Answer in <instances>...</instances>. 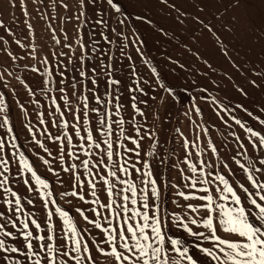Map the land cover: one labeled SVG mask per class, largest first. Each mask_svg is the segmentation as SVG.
<instances>
[{
    "label": "snow or ice",
    "instance_id": "1",
    "mask_svg": "<svg viewBox=\"0 0 264 264\" xmlns=\"http://www.w3.org/2000/svg\"><path fill=\"white\" fill-rule=\"evenodd\" d=\"M190 3L196 9L195 13L189 12L177 4L176 0H75L74 18L77 21L85 18L82 23H93L94 28L100 30V38L109 46V49L101 51L98 57L101 72L98 74L94 67L91 69L92 75L89 76L88 71L84 70V63L90 55L98 50L95 47L99 43L95 39V32L90 39V43L93 45L90 52L86 45H80V56L77 57L79 77L90 81L93 85L90 90L91 99L96 106L89 107V96L85 93L81 92L79 96L76 95V85L79 81L75 76L72 77L71 82L72 95L76 96V99L82 103L75 108L71 105L67 106V111L71 113L76 122L72 129L75 135L79 137L80 141L91 142V146L103 152V155L97 156L95 166L109 169L106 175H101L99 172L95 173L107 186L108 202L101 204L100 207L107 211L104 219L107 220L108 226H103L95 219L96 216L103 215L99 209H92L94 215L90 219L89 215L84 214L82 208H76V213L82 220L99 231L98 240L85 239V235L91 236L92 233L87 229L82 231L69 212L59 205L55 207V213L62 218L59 235L56 232V224L51 222L53 211L50 209L47 211L44 228L30 216L18 222L13 217L18 216L23 210L21 197L11 187L6 186L9 184V177L5 175L10 171L9 161L6 158H0V165L3 166V171H0V177H2L0 190L3 193H10L11 196V198L2 200V204L6 207L0 209V218L6 220V223H0V235L4 237L0 239V264H69V261H72L73 264H264V182L258 179V175L264 176V60L245 58L243 63H238L239 49L233 44L232 39H225V37H235V32L223 20V17L229 11L234 12L239 9L241 0H228L227 3L224 0H199V2L190 0ZM61 5L65 9L69 8V4L64 3V0H61ZM153 5L160 8L161 11L167 9L166 17L184 27L186 30L184 38H181L172 29H166L163 24L153 18ZM210 7L214 10L205 14V9ZM89 13H91V17H94V20L89 18ZM229 20L233 23L238 22L235 15L229 17ZM188 21H191L192 24L190 31L187 30ZM0 26H3L2 21H0ZM142 26H147L160 43H174L176 48H180L184 53L192 56L195 62L202 63L203 71L198 69L196 74L209 80L216 90L224 91L225 89H221L220 85L212 80L213 75H219L232 85L235 92L239 94L240 100L236 104H231L212 97V103L215 105L213 110L227 127L231 128L232 124H229L228 120H225L220 113L226 114L233 124L244 130L247 148L239 136L231 133L237 141L238 148L244 149V152H238V154L244 155L250 149L252 156L256 157V159H247L246 163L235 160L234 156L229 158L235 161L245 176L244 182L236 186L227 178L224 170L227 169L230 173L231 169L223 160L220 161V172L214 170L213 164H205L204 161H201L202 167L199 172L202 173V176L196 178L183 177V170L181 169L182 178L188 182L190 188L197 189L198 184L203 185L199 189V195L195 193L186 194L184 191L178 193L185 201L196 200L198 202L196 206L191 202L180 206L178 202L174 201L185 212L183 216L176 210L170 214L164 206L165 192L163 187L166 182L157 179L150 160H134L131 166H128L132 156L140 157L141 151L144 150L142 141L145 139L152 142L153 148L159 145L162 149L163 146L160 145L157 133L145 126L147 116L138 106L143 104L147 107L149 100L156 101V95L150 96L149 92L140 86L141 79L137 76L135 64L131 63L132 56L126 50L131 45L137 56L145 65L150 67L152 74L150 79L155 84V88H150V91L159 95L160 107H174L177 103L182 104L185 99L195 101V97L185 95L189 88L207 93L208 87L207 85H199L197 81L179 85L166 83L157 67L150 66L142 51V46L145 43L141 38L142 33L139 31ZM77 34L82 39L83 34L79 27ZM110 36L115 38L117 42L115 45ZM205 39L210 41L213 49L218 52L222 60L233 69V75L243 74V79L240 82L234 81L232 75H229L227 71L217 73L209 59L200 53L199 48L193 52L188 41L203 45ZM16 43L19 44L20 42L16 41ZM56 43H60L59 39L56 40ZM65 46L70 50L72 48L71 44ZM112 47H116L119 52V59H117L116 53L111 51ZM262 53H264V49H262ZM60 55L66 56L67 54L61 53ZM104 57H107V63L104 62ZM125 59L130 62L127 76L132 82L125 85L129 93L128 106L132 109L128 120L131 125V132L128 134H125L123 127L126 120L123 117L113 119L114 116H120L121 109L125 107L121 102L123 97L121 85L124 81L116 77V73L120 69L114 66L113 61L115 60L119 64L121 60ZM165 62L179 67L185 74L192 67L189 64L188 68H185L179 58H172L170 55L165 56ZM44 63L47 64L46 59ZM71 63L72 60L69 58V64ZM258 63L261 65L260 67H257ZM74 67L77 66L74 65ZM55 69L60 77L58 91L67 105L70 99L68 95H64L68 83L65 75L67 65H63L62 62L57 63ZM32 71L38 72L39 69L34 68ZM47 75L52 77L51 69L47 70ZM99 76L104 78L103 98L96 91L99 87ZM43 83H51V80H42ZM81 87L86 88L87 84H83ZM178 87L184 89V94L177 91ZM29 91L31 92V89ZM138 96L147 97V99L138 101ZM52 99L55 108L59 110L61 105L56 103L55 97ZM200 99L208 101L209 97L202 95ZM20 107L23 109V105ZM190 110L198 114L201 112V109L194 102L190 105ZM7 112L8 106L4 94L0 92V113H4L0 116V127L6 128V134H11L12 141H15L16 135L13 132ZM89 112L96 115L95 126L85 129L86 135H80L82 121L89 125L92 124L89 119ZM238 112L243 113L244 117L248 119L238 118L236 115ZM184 114L187 115L188 113L185 112ZM43 115L40 113L41 123H44ZM137 115L144 120V124L137 122ZM60 116H64L63 111L60 112ZM153 116L155 119H159L158 112H154ZM249 120L252 123H249ZM62 123L64 128L69 127L67 119H64ZM113 124L119 128V136L115 145L111 139L114 135ZM176 131L179 132V129ZM203 131L207 132L208 130L203 129ZM32 135L35 137V133ZM104 136L109 138L102 139ZM196 138L198 141V133H196ZM55 140L61 142L66 140L68 145L76 147L73 144V135L71 134L58 135ZM35 142L40 147H44L42 141L36 140ZM7 143L10 142L5 136H0V153H4ZM128 144L132 146L128 147ZM192 144L195 145L196 141H192ZM102 145L105 147L102 148ZM181 146L186 151L185 162L188 163L192 173H197V166L189 162L187 154L189 141L185 138ZM11 147L15 149L18 148V145L12 143ZM61 147H63V143ZM80 147L83 148V144ZM121 149H123V154H121ZM45 151H47L46 148ZM211 151L212 153L217 152L215 144H211ZM15 154L12 152V155ZM85 154L92 155L87 151ZM144 154L145 157L156 156L155 151L145 150ZM114 155L118 158L117 161H113ZM61 158L63 159V156ZM69 158L79 159L72 152L69 153ZM19 160L23 168L31 172L36 184L40 186L39 195L44 199V207L47 209L48 203L55 205L57 202L51 198L52 193L49 191L50 186L47 181L36 174L32 164L23 153L20 154ZM119 160L124 161L119 166V171L123 172L125 176L135 174L136 177L140 178L142 187L137 188L135 178L133 180L119 179L117 173L110 170L108 162L118 163ZM43 162L49 163L48 160ZM89 163V160L81 161V165L87 169L89 176H92ZM158 163L163 165V157L158 160ZM137 164L141 166L138 167ZM257 164L260 166L257 167ZM77 167L78 165L73 163L63 169L65 172L71 171L73 173L75 183L72 185V191H65L61 195L78 198L80 201L86 202L85 194L77 191V187L83 188L85 184V181L81 180L79 174L75 172ZM205 168L210 170L205 172ZM107 176L117 178L124 187L120 188L119 191H114V185L107 179ZM23 183L27 185L28 181L24 180ZM87 183L90 186L91 195L96 197V183L92 179H89ZM114 196L117 199H113ZM28 203L31 204L32 201L29 200ZM91 203L100 204V201L94 199ZM189 211L195 216H188ZM113 222L115 223L113 224ZM30 223L35 226V231L30 228ZM8 224L11 225L12 230L8 229ZM192 226H196V230ZM170 227L177 229L178 232L182 230L187 234V237H191V241L179 236L173 238L168 232ZM205 242H208L207 245ZM58 243L60 244L59 248ZM58 256L62 259L58 260Z\"/></svg>",
    "mask_w": 264,
    "mask_h": 264
},
{
    "label": "rangeland",
    "instance_id": "2",
    "mask_svg": "<svg viewBox=\"0 0 264 264\" xmlns=\"http://www.w3.org/2000/svg\"><path fill=\"white\" fill-rule=\"evenodd\" d=\"M224 2L227 3L228 0H224ZM64 3L69 4L68 9L62 7L61 0H43V2L41 0H0V21L3 22V26H0V74H2L0 75V92L4 94L8 106V112L6 114L9 116L13 132L16 135V140L12 141L11 134H6V128L0 127V136H5L10 142L6 144L4 153H0V158H6L9 161L8 167L10 171L5 173L9 177V184L6 186L11 187L21 197L23 210L18 216H14V219H17L19 222L25 219V217L30 216L31 219H35L44 228L47 211L50 209L53 211L51 222L56 224V232L59 235L61 232L62 218L55 213V207L59 205L69 212L74 222L77 223V226L82 231L87 229L92 233L91 236L85 235V239L98 240L99 231L92 228L91 225L86 224L76 213V208H82L84 214L89 215L90 219L94 215L92 209H99L103 215L96 216L95 219L103 226H108L107 220L104 219L107 211L100 207L101 204L108 202L107 186L95 173L99 172L101 175H106L109 169L97 168L95 166L97 156L103 155V152L91 146V142L85 143L84 141H80L79 137L75 135L72 129L75 127L76 122L73 120L71 113L67 111V106L71 103V106L75 108L82 103L76 99V96L72 95L71 82L73 76L79 81L76 85V95L79 96L81 92L85 93L89 96V107L96 106L95 102L91 99L92 93L90 90L93 88V85L90 81L79 77V61L77 57L80 56V45H86L90 52L93 47L90 39L92 38L93 32H95V39L99 42L95 47L98 50L96 53L90 55L84 63V70L88 71L89 76L92 75L91 69L94 67L98 74L101 72L98 57L101 51L108 50L109 46L100 38V30L99 28H94L93 23H82L85 18H82L81 21H77L74 18V12L76 11L75 0H64ZM176 3L189 12L195 13L196 11L190 3V0H176ZM213 10L214 8L211 7L206 8L205 14ZM167 11V9L161 11L160 8L153 5V18L163 24L166 29H172L177 35L184 38L186 30L173 19L166 17L165 13ZM233 15L236 16L237 23L229 20V17ZM89 18L94 20V17H91V13H89ZM223 20L235 32V37H225V39H232L233 44L239 49L240 58L237 61L238 63H243L245 58L264 60V53H262V49H264V0H241V7L234 12L229 11L226 13ZM216 23H219V21H216ZM78 27L82 31V39L78 37ZM191 29V21H188L187 30L190 31ZM139 31L142 33L141 38L145 41L142 46L145 57L148 59L151 67H157L161 76L165 78L166 83L179 85L197 81L199 85H207L208 87L207 93L189 88L185 95L195 97V101L185 99L182 104L177 103L174 107H160L159 95L156 92L150 91V88H155V84L150 79L152 75L150 67L145 65L140 57L137 56L131 45L126 50L132 56L131 63L135 64L137 76L141 79L140 86L144 87L150 96L156 95V101L149 100L147 107L143 104H139L138 106L147 116V124L145 126L157 133L160 145L163 146L162 149L159 145L153 148L151 146L152 142L145 139L142 141L144 150L141 151L140 157L132 156L128 162V166L130 167L134 160H150L157 179L166 182L163 187V191L165 192V196L163 197L164 206L170 214L173 210H176L183 216L185 212L174 201L178 202L180 206H184L189 202L196 206L198 202L196 200L185 201L178 193L184 191L186 194L195 193L199 195V189L203 185L198 184L197 189L190 188L188 182L182 178L181 169L183 170V177L191 176L196 178L197 176H202V173L199 172V169L202 167L201 161H204L205 164H213L214 170L220 172V161L223 160L228 164L229 169H231L230 173H228L227 169L224 172L227 174L230 182H233L234 186H236L244 182L245 176L235 161L229 158L234 156L235 160L246 163L247 159H256V157L252 156L250 149L244 155L238 154V152H244V149L238 148L237 141L231 133L239 136L244 141L245 148H247L248 144L245 139L244 130L233 124L226 114L220 113V115L224 116L225 120H228L229 124H232L231 128L227 127L216 116L213 110L215 105L212 103V97H216L221 102H230L231 104H236L240 100L239 94L235 92L232 85L219 75H213L211 77L212 80L216 81L221 89H225L224 91L216 90L209 80L196 74L198 69L203 71L202 63L195 62L192 56L184 53L182 49L176 48L174 43L162 44L157 41L147 26L140 27ZM110 38L113 39L115 45L117 43L115 38L111 36ZM57 39H59L60 43H56ZM16 41L20 43L18 44ZM188 43L193 49V52L199 48L200 53L209 59V62L216 68L217 73L227 71L236 82H240L243 79L242 73L233 75V69L222 60L207 39L204 40L203 45L196 44L193 41H188ZM66 44L72 45L71 50L65 46ZM111 51L116 53L117 59L120 58L116 47H112ZM61 53H66L67 55L62 56L60 55ZM166 55H170L172 58H179L180 62L185 65V68H188V65L191 64V69L186 74L183 73L179 67L165 62ZM69 58L72 60L71 64H69ZM45 59L47 60V64L44 63ZM61 62L63 65H67L65 75L68 83L64 93V95L70 97L67 105L62 99L61 93L58 91L60 77L58 72H56L55 66ZM104 62L107 63V57H104ZM129 63L126 59L121 60L119 64L115 60L113 61L114 66L120 69L116 73V77L124 81L121 85L123 90L121 102L125 105L120 111V116H114L113 119L116 120L123 117L126 120V123L123 125L125 134L131 132V125L128 120L132 109L128 106L129 93L125 88L126 84L132 83L127 76ZM74 65L77 67H74ZM245 66L247 67L248 65ZM260 66L258 63L257 67ZM34 68L39 69V71H32ZM48 69L52 70V77L47 75ZM42 80H51V83L42 84ZM83 84H87V87L82 88L81 85ZM98 84L99 87L96 91L103 98L105 88L103 76H99ZM29 89H31V92ZM177 91L184 94V89L181 87H178ZM202 95H207L209 97L208 101L200 99ZM53 97L56 98V103L61 105L59 110L55 108ZM141 99H147V97L138 96V101ZM193 102L201 109L199 114L190 110V105ZM20 105H23V109H21ZM61 111L64 112L63 117L60 116ZM154 112L159 113V119L154 118ZM185 112L188 114L185 115ZM40 113L44 114L42 117L44 123L40 122ZM2 115L4 113H0V116ZM236 115L238 118L248 119L244 117L243 113L238 112ZM64 119L69 121L68 128L63 127L62 121ZM89 119L92 121L91 125L84 121L81 122L82 129L80 135H86L85 129L95 126L96 115L89 112ZM136 120L140 124L145 123L139 115L136 116ZM54 121L55 123H53ZM249 123H252V121L249 120ZM29 128H31V131H29ZM177 129H179V132L176 131ZM203 129H207L208 131L205 132ZM113 132L114 135L111 139L115 145L117 137L119 136V128L115 124H113ZM32 133H35V137H33ZM65 133L73 135V144L76 147L68 145L66 140L63 142L55 140L56 136H63ZM196 133L199 134L198 141ZM107 138L109 137H102V139ZM185 138L189 141L187 149L189 162L197 166V173H192L188 163L185 162L186 151L181 146ZM36 140L42 141L44 147H40L35 142ZM192 141H196V144L193 145ZM97 142L99 143L100 141ZM12 143L17 144L18 148L13 149L11 147ZM62 143L63 147H61ZM81 144H83V148L80 147ZM211 144L216 145V153H212ZM131 146V144H128V147ZM104 147L102 145V148ZM45 148L47 151H45ZM145 150L155 151L156 156L145 157ZM86 151L92 153V155H86ZM120 151L123 154V149ZM12 152L16 154L12 155ZM70 152L75 153L79 159H70ZM21 153L28 158L36 174L49 184V191L52 193L51 198L57 202L55 205L48 203L47 209L44 207V199L39 195L40 186L36 184L31 172L25 170L20 163L19 157ZM62 156L63 159L61 158ZM161 157H163V165L158 163ZM117 159L114 155L113 161H117ZM44 160H48L49 163L45 164L43 162ZM82 160L90 161L89 168L92 169V176H89L87 169L81 165ZM73 163L78 165L75 172L79 174L81 180L85 181L84 187H77V191L85 194L86 202H82L78 198L64 197L61 195L65 191L73 190L72 185L75 183L73 173L63 170ZM108 163L110 170L115 171L119 179L133 180L135 178L137 188L142 187L140 178L136 177L135 174L125 176L123 172L119 171V166L124 163L123 160H119L118 163L111 161ZM137 166L139 167L141 165L137 164ZM259 166L257 164V167ZM209 170L208 168L204 169L205 172ZM0 171H3L2 165H0ZM89 179H92L97 185L95 189L97 193L96 197L91 195L90 186L87 183ZM107 179L114 185V191H119L120 188L124 187L115 177L107 176ZM258 179L264 182V176L258 175ZM24 180L28 181L27 185L23 183ZM8 198H11L10 193H3L0 190V209L6 207L2 204V200ZM94 199H98L100 204H92L91 201ZM113 199H117V197L114 196ZM29 200L32 201L31 204L28 203ZM187 215L195 216L190 211ZM0 223H6V220L0 218ZM7 227L9 230H12L10 224ZM192 227L196 230V226ZM30 228L35 231V226L31 225V223ZM168 232L173 238L179 236L180 238H187L188 241H191V237H187V234L182 230L178 232L177 229L170 227ZM3 238L0 235V239ZM207 243L205 242L206 245ZM59 247L60 244L58 243ZM57 259L60 260L62 257L58 256ZM69 264H73V262L69 261Z\"/></svg>",
    "mask_w": 264,
    "mask_h": 264
},
{
    "label": "trees",
    "instance_id": "3",
    "mask_svg": "<svg viewBox=\"0 0 264 264\" xmlns=\"http://www.w3.org/2000/svg\"><path fill=\"white\" fill-rule=\"evenodd\" d=\"M70 105H71V103H70Z\"/></svg>",
    "mask_w": 264,
    "mask_h": 264
}]
</instances>
